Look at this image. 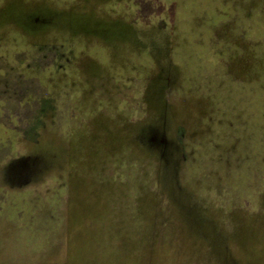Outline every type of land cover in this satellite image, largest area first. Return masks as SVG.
<instances>
[{
	"label": "rangeland",
	"instance_id": "374dc122",
	"mask_svg": "<svg viewBox=\"0 0 264 264\" xmlns=\"http://www.w3.org/2000/svg\"><path fill=\"white\" fill-rule=\"evenodd\" d=\"M0 264H264V0H0Z\"/></svg>",
	"mask_w": 264,
	"mask_h": 264
}]
</instances>
